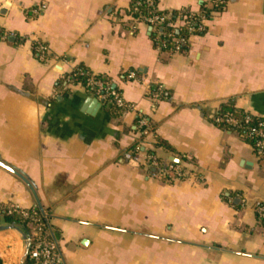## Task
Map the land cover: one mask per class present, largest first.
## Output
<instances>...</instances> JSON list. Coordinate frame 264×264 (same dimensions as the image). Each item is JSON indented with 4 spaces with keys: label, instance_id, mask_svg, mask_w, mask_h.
<instances>
[{
    "label": "crops",
    "instance_id": "obj_1",
    "mask_svg": "<svg viewBox=\"0 0 264 264\" xmlns=\"http://www.w3.org/2000/svg\"><path fill=\"white\" fill-rule=\"evenodd\" d=\"M136 1L0 0V203L48 215L63 264H264V158L215 121L227 103L264 118V0H227L179 52L156 46ZM81 66L134 109L68 82ZM26 248L0 231L2 264Z\"/></svg>",
    "mask_w": 264,
    "mask_h": 264
},
{
    "label": "built area",
    "instance_id": "obj_2",
    "mask_svg": "<svg viewBox=\"0 0 264 264\" xmlns=\"http://www.w3.org/2000/svg\"><path fill=\"white\" fill-rule=\"evenodd\" d=\"M144 0H137L134 10L138 12L139 19L145 21L152 29L156 31L155 44L158 48L179 52L181 48L188 43L187 37H181L180 39H172L170 36L162 35L161 30L165 27L167 21L170 19V14H158L156 13L158 9L154 5V0H145L150 5V8L146 12H142L139 7ZM227 0H210V2L203 6L199 14H194L189 10H181L180 15L176 18L173 23L174 27H179L181 25H189L192 22L203 21L205 17V9H213L214 11L221 9ZM199 15V16H198ZM202 28V26H200ZM160 30V31H159ZM189 36L193 33V28L189 27ZM174 42L176 43L174 48H169L168 44ZM41 58L45 57L46 47L41 43H37L35 46ZM82 74L79 70L77 73ZM129 77H134L135 73L130 71ZM68 82H71L70 77L66 78ZM88 92L99 98L103 103H109L114 105L119 110H131L134 106L124 100L122 94L115 88L111 87L109 82L96 79L94 77H89L86 81V85H82ZM252 114H248L244 119L233 117L229 114L221 116L220 114L216 117L215 121L218 124L225 123L231 129H237L240 127H246L249 136L255 140L254 148L259 152V154L264 158V121L257 122L256 125L252 124ZM261 118V117H260ZM140 125H147V121L142 118L140 120ZM139 149V148H137ZM149 164L159 168L160 173L164 176H169L171 180L182 179L185 177L184 171L179 165L168 164L162 167L158 162L156 156H149ZM259 220L264 224V204H260L256 208ZM6 212L7 214H19L26 220L30 221L32 231L28 236H25L26 246L29 248L28 259L32 264H63V260L59 253L57 243L51 240L44 233V229L48 222V215L40 214L34 210L21 209L12 205H4L0 203V214Z\"/></svg>",
    "mask_w": 264,
    "mask_h": 264
},
{
    "label": "trees",
    "instance_id": "obj_3",
    "mask_svg": "<svg viewBox=\"0 0 264 264\" xmlns=\"http://www.w3.org/2000/svg\"><path fill=\"white\" fill-rule=\"evenodd\" d=\"M154 5L158 9L156 1H154ZM149 8H150V5L147 2H145V0L143 1L141 6L139 7V9L142 12H146ZM212 10L213 9H209V8L205 9V17L206 18L211 14ZM156 13H158V14H170L171 15V17L167 21L165 27L160 32V33H162V35H166L168 37L170 36L171 40L174 38L180 39L181 37H187L188 38L189 37V32H188L189 27L193 28V32H192L193 34H202L204 31V30H200L198 28L199 23L196 21L192 22L189 25H181L179 27H174L173 23L176 21V18L180 15V11H162V10L158 9V11ZM135 15L138 16V12H135ZM175 44L176 43L171 42L168 44V47L174 48ZM186 46L187 45L183 46L181 49H186V48H184ZM78 70L80 72H82V74H80L79 72L77 73V70H76V71H74L71 74H68L66 76V77H70L72 83H80L81 85L85 86L86 81L90 76L94 77L96 79H100L102 81H105V79L103 77H101L100 75L93 74L91 71H89L87 68H85L83 66L79 67ZM113 106L114 105H112L110 108L113 109ZM226 114H229L233 117H237L240 119H244L249 113L244 112L242 110H238L231 103H227L226 105L223 106V108L220 112L221 116L226 115ZM261 120L264 121V118H262V117L260 118V117L254 116V115L252 116V124L253 125H256L257 122H260ZM221 125L225 126V127H229L225 123H222ZM233 130L237 131L244 139L251 142L252 145L254 146L255 140L249 136L248 130L246 129L245 126L237 128L236 130L235 129H233ZM148 153L151 154L154 152H153V150H150V151H148ZM159 161L163 164V162L161 160H159ZM262 204H264V203H262ZM33 210L40 213L38 207L34 208ZM2 222L8 223V224H14L17 228H19L22 231V233L25 236H28L30 234V232L32 231L30 221L26 220L25 218H23L19 214H7L6 212H3L0 214V224ZM44 233H45V235L50 236L49 233L47 232V226L44 229ZM0 264H2L1 260H0ZM25 264H32V262L27 258Z\"/></svg>",
    "mask_w": 264,
    "mask_h": 264
},
{
    "label": "water",
    "instance_id": "obj_4",
    "mask_svg": "<svg viewBox=\"0 0 264 264\" xmlns=\"http://www.w3.org/2000/svg\"><path fill=\"white\" fill-rule=\"evenodd\" d=\"M95 101H96L97 105L99 106V105H100L99 101H98L97 99H95ZM174 160H175V159H174ZM24 180L28 182V180H26L25 178H24ZM40 208L42 209L41 206H40ZM15 227H16V226H15L14 224H7V225L0 224V231H1V230L12 229V228H15ZM28 252H29V248L27 247V248H26L25 257H24V260H23V264H25V262H26V260H27V258H28Z\"/></svg>",
    "mask_w": 264,
    "mask_h": 264
}]
</instances>
